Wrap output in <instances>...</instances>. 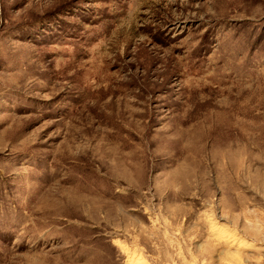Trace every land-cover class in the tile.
<instances>
[{
	"label": "rangeland",
	"instance_id": "1",
	"mask_svg": "<svg viewBox=\"0 0 264 264\" xmlns=\"http://www.w3.org/2000/svg\"><path fill=\"white\" fill-rule=\"evenodd\" d=\"M0 264H264V0H0Z\"/></svg>",
	"mask_w": 264,
	"mask_h": 264
},
{
	"label": "bare ground",
	"instance_id": "2",
	"mask_svg": "<svg viewBox=\"0 0 264 264\" xmlns=\"http://www.w3.org/2000/svg\"><path fill=\"white\" fill-rule=\"evenodd\" d=\"M212 234L214 237L221 238L225 243L230 246V247H238L241 245V242L238 241L235 237L233 236H226L224 233L219 231L216 225L212 224L211 226ZM137 262L139 261L138 259L136 260ZM133 263V262H132Z\"/></svg>",
	"mask_w": 264,
	"mask_h": 264
}]
</instances>
